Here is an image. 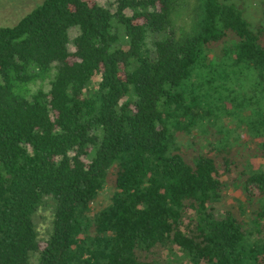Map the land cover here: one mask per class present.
Returning a JSON list of instances; mask_svg holds the SVG:
<instances>
[{"label": "trees", "instance_id": "trees-1", "mask_svg": "<svg viewBox=\"0 0 264 264\" xmlns=\"http://www.w3.org/2000/svg\"><path fill=\"white\" fill-rule=\"evenodd\" d=\"M0 264H264V27L218 0L0 26Z\"/></svg>", "mask_w": 264, "mask_h": 264}, {"label": "rangeland", "instance_id": "rangeland-1", "mask_svg": "<svg viewBox=\"0 0 264 264\" xmlns=\"http://www.w3.org/2000/svg\"><path fill=\"white\" fill-rule=\"evenodd\" d=\"M43 0H0V26H13L19 19H21L25 14L39 5ZM221 2L233 3L242 8V13L244 18L248 21L252 28L257 26L264 27V0H218ZM100 3L103 0H99ZM187 6H182L176 10L175 15L173 14L172 19L178 20V22L183 21L187 15ZM73 32H70L72 37ZM68 48L71 50V43L68 44ZM176 140L181 144H185L188 140H193L196 138L194 132L190 133H176ZM198 138L196 142H198ZM225 193L230 199L235 197L240 198V189H234L228 187L225 189ZM110 189L104 187L103 190L97 196L94 206L96 208L102 207L106 204L109 198ZM46 202L42 204L36 210L33 220L38 233V237L42 238L45 236L49 228V218H50V204ZM180 259V258H179Z\"/></svg>", "mask_w": 264, "mask_h": 264}]
</instances>
